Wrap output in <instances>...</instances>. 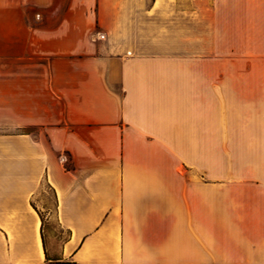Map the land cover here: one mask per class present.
<instances>
[{"label": "crops", "instance_id": "0c3cea01", "mask_svg": "<svg viewBox=\"0 0 264 264\" xmlns=\"http://www.w3.org/2000/svg\"><path fill=\"white\" fill-rule=\"evenodd\" d=\"M21 54L49 62L0 61V264H264V0H0Z\"/></svg>", "mask_w": 264, "mask_h": 264}, {"label": "rangeland", "instance_id": "374dc122", "mask_svg": "<svg viewBox=\"0 0 264 264\" xmlns=\"http://www.w3.org/2000/svg\"><path fill=\"white\" fill-rule=\"evenodd\" d=\"M0 61L9 63L10 61L22 65V68H18L17 72L21 75L31 72H41V68H28L26 69L24 65L26 64H47L49 59L41 57H27L24 54L19 55L18 59H10V55H2ZM9 72V71H5ZM23 132L25 130H22ZM220 157L225 158L226 161H232L233 151H219ZM35 209L39 212L43 220V234L46 238L48 245L50 246L51 251L53 250V255L59 250V246L64 238H66V233L60 229L56 221L54 213V203L53 195L51 191L43 186L41 192L34 198Z\"/></svg>", "mask_w": 264, "mask_h": 264}, {"label": "trees", "instance_id": "16d2710c", "mask_svg": "<svg viewBox=\"0 0 264 264\" xmlns=\"http://www.w3.org/2000/svg\"><path fill=\"white\" fill-rule=\"evenodd\" d=\"M42 231H43V229H41V233H42ZM47 259V258H46ZM47 260H49V259H47Z\"/></svg>", "mask_w": 264, "mask_h": 264}]
</instances>
